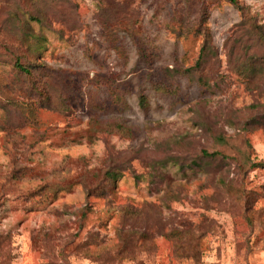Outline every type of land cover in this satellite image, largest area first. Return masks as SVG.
<instances>
[{
    "label": "rangeland",
    "instance_id": "obj_1",
    "mask_svg": "<svg viewBox=\"0 0 264 264\" xmlns=\"http://www.w3.org/2000/svg\"><path fill=\"white\" fill-rule=\"evenodd\" d=\"M238 2L0 0V264H264V0Z\"/></svg>",
    "mask_w": 264,
    "mask_h": 264
},
{
    "label": "trees",
    "instance_id": "obj_2",
    "mask_svg": "<svg viewBox=\"0 0 264 264\" xmlns=\"http://www.w3.org/2000/svg\"><path fill=\"white\" fill-rule=\"evenodd\" d=\"M230 1L235 6L239 7L240 10H242L243 7L239 4L238 0H230ZM126 7H127L126 5L122 6V8H126ZM208 43L209 42H205L202 45L200 53H199V57L193 68L191 69L189 68L185 70L184 72L181 70L175 69V70H172L171 73L175 75L179 73L182 74L183 72L187 74V76L191 77V79L196 80L195 72L193 71H198L200 67L202 66V64L206 63L208 61L209 56L213 53V50H212L213 48ZM15 66L18 67V69L22 73H25L26 75L31 76L30 67H27L26 65L20 63L18 60L15 62ZM31 66L32 68H36L38 67V64H31ZM262 73H264L263 57L247 56L246 60L241 63V66H239L238 74L244 82H248L250 79L256 78L260 76ZM198 80L200 81L201 78H198ZM141 103L142 105H145V97L143 95H141ZM219 158H226V156H224L220 152L219 153L218 152L209 153L208 151L204 150L201 152L200 156L191 160L190 168L203 167V165H210V163H213L216 161L219 162ZM242 158L247 159L246 153H242ZM248 162H249V157H248ZM162 163L163 164H166V163L173 164L174 163V164L180 165L183 168L186 167L183 164H180L177 157L164 160L162 161ZM246 164H247V161H246ZM255 167H259V166H255ZM121 176H123V174L121 173L120 170H109L106 173V178L109 181H112L113 183H116V181L120 179ZM221 181L223 185L227 186V189H229V191H235V188L232 185L226 184L224 180H221ZM237 192L242 199L244 197V192L241 190V188H239Z\"/></svg>",
    "mask_w": 264,
    "mask_h": 264
}]
</instances>
